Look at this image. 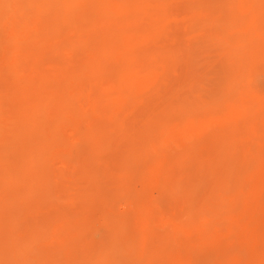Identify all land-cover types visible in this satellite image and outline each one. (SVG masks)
Wrapping results in <instances>:
<instances>
[{"label": "rangeland", "instance_id": "1", "mask_svg": "<svg viewBox=\"0 0 264 264\" xmlns=\"http://www.w3.org/2000/svg\"><path fill=\"white\" fill-rule=\"evenodd\" d=\"M34 1L39 2L0 0V264H29L31 258L30 264L38 258L44 264H83L84 258L87 264H123L121 251L126 252L121 258L125 260H129L128 252H134V259L124 264H200L201 259L204 264L211 262L210 256L215 264H264V101L253 86L244 85L247 77H258L264 89V62L260 64L264 60V10L253 24L246 0H141V4L120 0L116 14L127 20L120 21L127 29L120 51L131 61L130 74L136 84L114 85L112 78H119L110 71L112 57L101 59L107 64L95 81L92 71L85 70L94 56L93 47L101 51L107 44L109 18L95 13V18L99 16L95 21L79 19L71 25L59 18L50 0L51 7H43V0L38 5ZM77 15L69 13L68 17ZM250 24L252 30L247 28ZM135 29L141 30V36ZM138 43L141 56L136 55ZM237 43L243 46L235 49ZM81 69L84 72L78 74ZM137 74L141 75L134 78ZM124 89L133 93L119 104ZM57 97L67 101L72 97L77 107L59 118L53 134L48 132L54 126L49 119ZM36 105L41 109H35ZM17 109L30 119L49 118L31 132L26 120L12 121ZM212 127L224 140H216ZM46 136L60 145L51 143L50 148L37 150ZM220 141H228L224 143L227 149L222 150ZM31 143L47 153L39 152L44 165L36 162L40 160L36 151V159L29 155ZM27 161L36 162L42 174L38 178L36 173L38 183L25 174L31 171ZM123 173L124 178H119ZM220 184L223 191L216 189ZM47 218L53 219L54 228L48 225L53 237L36 238L33 245L37 248L28 247L31 253L40 252L34 262L35 253L29 259L25 245L33 233L28 235L27 230L32 225L37 229L39 221L49 223ZM149 221L156 231L158 225L159 229L165 226L163 235L169 242L165 255L157 250L163 237L159 231L154 235ZM115 222L123 231L112 237L118 231L110 230ZM102 230L107 249L101 246ZM105 231L111 233L105 235ZM166 231L173 234L172 240H167ZM98 240L100 247L93 244ZM115 241L121 243L119 247ZM91 244L104 248L100 252L95 247L92 253L104 252L106 258L101 255L96 260L91 253L86 260L90 254L85 247Z\"/></svg>", "mask_w": 264, "mask_h": 264}, {"label": "bare ground", "instance_id": "2", "mask_svg": "<svg viewBox=\"0 0 264 264\" xmlns=\"http://www.w3.org/2000/svg\"><path fill=\"white\" fill-rule=\"evenodd\" d=\"M44 1V5H42L43 7L45 6V5H49L50 6V3H48L47 2V0H43ZM55 1V2H54ZM122 1H124V0H122ZM121 1V2H122ZM127 1V0H126ZM134 1V3H135V1H136V3L137 4H141V0H133ZM246 1H249L250 2V4H249V6L247 7V10H246V12L247 13H251L252 14V16H253V19L251 20L252 21V23L253 24H255L256 23V18H257V16L259 15V13L260 12H263V10H264V2L263 1H260V0H246ZM35 3L37 2V1H34ZM39 2H40V0H39ZM38 2V3H39ZM50 2H52V4H51V6H55V7H57L58 8V10H59V13H58V15H59V18L61 19L62 17H63V19L65 20V22L66 23H68V24H71V25H73V24H77L78 22H79V19H80V22H89V21H95L97 18H99V16L101 15H106L108 18H109V20L111 21L110 23H109V25L107 26V30H106V32H105V37L107 38V44L103 47V49L100 51L99 50V47H93V51H94V56L93 57H91V59H92V61L90 62V63H88L86 66H85V70H90V71H92L90 74L91 75H93V80L95 81V76H98L102 71H103V67H104V65H106L107 63H103L102 61H101V59L103 58V57H112L113 59H114V61H113V67L111 68V72L113 73V76H114V74H116V78H119V79H115V77H113L112 78V80L114 79V80H116V81H112V83L114 84V85H118L120 82L122 83V84H120V85H123L124 83V85H126V84H128L129 82H131L132 81V78L133 77H131V70H132V66H131V61H129L128 59H126L125 58V55H124V52H122V51H120V45H121V41H122V38H124L123 36H124V32H125V30H127V29H125V27L123 28V27H121V23H127V20L125 21L124 19H122V20H120V18H118L119 16L116 14V8H117V6L120 4V0H50ZM54 2V3H53ZM38 3H36L37 5H38ZM125 3V2H124ZM42 4H43V2H42ZM50 6V7H51ZM46 9V8H45ZM138 11H140L138 14H141V7L139 6L138 7ZM78 14L77 16H73V17H68V14ZM95 13H99V16L97 17V18H95L94 17V15L93 14H95ZM129 14V13H128ZM123 16V15H122ZM128 16V15H127ZM127 16L125 17V16H123V18H127ZM120 21H121V23H120ZM123 21V22H122ZM68 26H70V25H68ZM103 26H105V24L103 25ZM102 26V27H103ZM82 28V25H81V27H80V29ZM247 28H248V30H252L253 29V26H252V24H250L249 26H247ZM125 29V30H124ZM133 29H131L130 28V32L132 31ZM128 32H129V28H128ZM134 33L135 34H137V35H139V36H141V30H134ZM126 34V33H125ZM238 41H244V40H246V39H244V38H238L237 39ZM60 43H62V42H60ZM59 43V44H60ZM62 44H64V43H62ZM243 46V44L242 43H237L236 44V46H235V49H239V48H241ZM136 47L137 48H135L136 49V55H139V56H141V43H138L137 45H136ZM135 49L133 50V51H130V52H135ZM138 51H139V53H138ZM127 52H129V51H127ZM128 53V54H131V53ZM138 56V57H139ZM131 58V57H130ZM141 58V57H140ZM132 59V62L134 63V62H136V58H134V60H133V58H131ZM262 62H264V60H262L261 62H260V64L262 63ZM121 64H124L122 67H121ZM134 65H136V63L134 64ZM262 65V64H261ZM263 67V66H262ZM137 68V67H136ZM138 69V68H137ZM139 71H140V69H139ZM84 72V70L83 69H81L79 72H78V74H81V73H83ZM139 73V72H138ZM141 74H137L134 78H138L139 76H140ZM118 76V77H117ZM261 79V78H260ZM119 80V81H118ZM138 81V80H137ZM116 82H119L118 84L116 83ZM133 83H134V85L136 84V81L134 82V81H132ZM245 82V84L244 85H250V86H253L254 87V89H255V93H257V97L258 98H260V99H263V100H261V101H264V89H260V84H259V81H258V77L256 78V79H254V80H252V79H249L248 77H247V80L246 81H244ZM249 82V83H248ZM132 83V84H133ZM19 85V87H20V85L21 84H18ZM29 86V85H28ZM129 86V85H128ZM22 87V86H21ZM25 87H27V86H25ZM136 87V86H135ZM132 88H133V90H134V87H132L131 86V90H132ZM20 89H22V88H19V90ZM126 89H124L123 91H122V96H123V98L118 102L119 104H121V103H124V101H126V100H128L130 97H131V95H132V91H128V90H126ZM22 91V90H21ZM128 92V93H127ZM111 99L113 100V102H116L117 101V97H111ZM75 100L72 98V97H70L69 99H68V101L67 100H63V97H57V98H55L54 99V102L57 104V106L55 107V109H54V111L52 112V115L50 116V121H53L54 122V126H53V128H51V129H49L48 130V132H52L53 134H54V132H55V127L57 126V123H58V120H59V118H62L66 113H67V111H68V113H70V109L72 108H74V107H77V105L75 106V104H77V103H75L74 102ZM74 106V107H73ZM34 108V107H33ZM35 109H37V110H40L41 108H40V105L39 106H37L36 105V107H35ZM71 109V110H72ZM43 111V110H42ZM41 111V112H42ZM97 112V111H96ZM14 113H12L11 114V116L13 115ZM72 114V113H71ZM26 114H25V112L24 111H22V110H19L18 111V109L16 110V113L14 114V116H12L11 117V119H12V121L13 122H16V120L18 119V118H21V119H23V120H26L28 123H29V125H30V127H31V132L33 131V127L34 126H43V125H45V123L48 121V119L47 118H49V117H47V116H45V115H41V116H38L37 118H34V119H30V118H27L26 116H25ZM233 117H235L236 116V113H234L233 115H232ZM233 117H231V118H233ZM241 117V116H240ZM239 116H238V118H240ZM99 124V123H98ZM102 126H105V125H102ZM101 126V127H102ZM92 127H94V126H92ZM98 127H99V125H98ZM96 128V127H95ZM97 130H98V133L99 134H101L100 133V128H96L95 129V131L97 132ZM100 130V131H99ZM208 130V129H207ZM207 130H204L203 132L205 133H210V132H207ZM212 130H214V128L212 127V129L210 130V131H212ZM89 131H90V129H89ZM93 131H94V129H93ZM92 131V134H93V136L96 134V133H94ZM216 131V132H215ZM103 132V131H102ZM108 132V131H107ZM213 132H215L214 133V136H215V138H216V140L217 139H219V140H224V139H222L221 137H222V133L221 132H219V130H217V129H215L214 131H212V133L211 134H213ZM218 132V133H217ZM104 133V132H103ZM219 133H221L220 135H218ZM87 134H89V133H87ZM92 134H89V135H92ZM210 134V135H211ZM216 135H218L219 136V138H218V136H216ZM96 136V135H95ZM94 136V137H95ZM99 135L97 134V137H98ZM102 136H104V134H102ZM101 136V137H102ZM49 136H46V138H45V140L47 141H43V142H41L39 145H38V147H36V149L37 150H39V148H41V147H45V148H50V144L52 143V145H55V143H57V144H59V142H57V141H55L54 139V141L52 142H49L48 140H50L51 138H53V137H51L50 139L48 138ZM105 137V136H104ZM205 137V136H204ZM211 139H213V136L211 135ZM224 137V136H223ZM100 138V137H99ZM203 139V138H202ZM95 140V139H94ZM100 139H98V141H99ZM104 140H105V138H104ZM103 140V138L101 139V141L100 142H103L104 141ZM215 140V139H214ZM215 140V141H216ZM185 141V140H184ZM187 141V140H186ZM191 142H194V141H192V140H190ZM190 141H188V142H190ZM96 142V141H95ZM99 142V143H100ZM226 142H228V141H225L224 143L226 144ZM45 143H46V145H45ZM60 143H62V142H60ZM185 143H187V142H185ZM220 143H221V141H220ZM223 142L221 143V144H223L222 145V147L224 146V148H222V150H225V149H227V146H225V144H224ZM231 143V142H230ZM42 144H44L43 146H42ZM219 144V143H218ZM49 145V146H48ZM60 145V144H59ZM101 145V144H100ZM228 145V144H227ZM33 144L31 143V150H33V151H29L30 153H29V155H31V156H34L35 155V152L34 151H36V153H37V157L36 158H38V156H39V158L38 159H40V160H37L36 158H35V156H34V159H36V162H40L42 165H44L45 163H43V160L42 159H44V157L43 156H41V154L40 153H42V154H47L46 152H40V151H37L36 149H34L33 147ZM41 146V147H40ZM46 146H48V147H46ZM154 146V145H153ZM156 146V145H155ZM229 146V145H228ZM55 147V146H54ZM218 147H219V145H218ZM226 147V148H225ZM231 147V146H230ZM41 149H43V148H41ZM40 149V150H41ZM156 149H157V147H156ZM97 150V149H96ZM100 150V149H99ZM134 150H136V149H134ZM229 150H230V148H229ZM98 151V150H97ZM231 151H232V148H231ZM32 152H33V154H32ZM40 152V153H39ZM132 152V151H131ZM221 152H223V151H221ZM235 152V151H234ZM40 155H39V154ZM230 153V152H229ZM236 154V153H235ZM233 155V154H232ZM31 156H29V158L31 159ZM40 156L41 157H43L42 159L40 158ZM67 156V155H66ZM33 158V157H32ZM66 158V157H65ZM231 159H232V157H230ZM67 159V158H66ZM71 159V158H70ZM69 159V160H70ZM204 159H205V157H204ZM230 159V160H231ZM47 160V159H46ZM46 160H44V162H46ZM202 161H201V163H204V160L203 159H201ZM32 161V160H31ZM42 161V162H41ZM30 165L32 164V162H30V161H27ZM36 162L34 161V163L36 164ZM38 162V165H40V163ZM232 162H234V160L232 161ZM231 162V163H232ZM236 162V161H235ZM28 163H27V166L28 167H30V170L31 171H29V170H26V172H25V174L27 173V175L28 174H30L32 177H30V178H32V179H36L37 177L38 178H41L40 177V175H42L41 173L39 174L38 173V171L39 170H37L36 169V167L34 166V163H33V165H31V166H29L28 165ZM69 163V162H68ZM119 164V163H118ZM132 164V163H131ZM164 164H166V163H164ZM125 165H128V163L127 164H125ZM37 166V165H36ZM172 165H170V167H171ZM181 166V165H180ZM179 166V167H180ZM34 167L35 169H36V171H35V169H33L34 170V172H33V170H32V168ZM40 167V166H39ZM118 167H119V165H118ZM121 167L122 168H124V164L122 165L121 164ZM163 167V166H162ZM165 167V166H164ZM168 166H166V168H167ZM41 169V168H40ZM162 170H165V169H162ZM29 173H28V172ZM41 172H43V173H45L44 172V170L42 171V169L40 170ZM122 171H124L123 169H122ZM125 171H127V170H125ZM166 171H168V170H166ZM165 171V172H166ZM174 171V170H173ZM162 172V171H161ZM35 173V176H33V174ZM39 174L38 176H37V174ZM125 173V172H124ZM124 173L122 174V176H120L119 178H124L123 176H124ZM171 173H172V171H171ZM174 173H175V171H174ZM126 174V173H125ZM129 174V173H128ZM167 174H168V172H167ZM47 175V174H46ZM132 175V174H131ZM37 176V177H36ZM44 176V175H43ZM42 176V177H43ZM54 176V175H53ZM126 176V175H125ZM133 176V175H132ZM132 176H130V177H132ZM166 176V175H165ZM25 177H26V175H25ZM29 177V176H28ZM50 177H52V176H50ZM129 177V178H130ZM167 177V176H166ZM179 176H177V178H178ZM38 178H37V183L39 182L38 181ZM46 178V177H45ZM57 178V177H56ZM129 178H127L128 180H129ZM167 178H169V177H167ZM25 179H27V178H25ZM34 179V180H35ZM49 179V178H48ZM55 179V178H54ZM28 180H30V179H27V181ZM43 180V179H42ZM121 180V179H120ZM119 180V181H120ZM124 180V179H123ZM48 181V180H47ZM52 181V180H51ZM125 181H127V180H125ZM55 182V180H53V183ZM122 182V181H121ZM30 182L28 181V183L27 184H29ZM40 183H42V182H40ZM45 183V182H44ZM56 183V182H55ZM59 183V182H58ZM168 183V182H167ZM225 183H226V181H225ZM26 184V183H25ZM32 184V183H31ZM46 184V183H45ZM51 184V183H50ZM49 184V185H50ZM224 186H226V184H224V182L222 183ZM39 185H41L42 186V184H39ZM38 185V186H39ZM46 185H48V184H46ZM45 185V186H46ZM180 185H182V184H180ZM223 185L221 186V184L219 185V186H221V187H219V186H216V189H218V190H220V191H223V190H221V188L223 187ZM32 186H35V185H33L32 184ZM37 186V187H38ZM45 186H43V188L45 187ZM182 186H184V185H182ZM114 187H116V186H114ZM119 187V186H118ZM160 188L159 187V185H157L156 186V188ZM39 188V187H38ZM47 188V187H46ZM169 188V187H168ZM225 188V187H224ZM29 189V188H28ZM35 189L36 190H34V187L32 188V191L34 190V191H38V189L36 188V186H35ZM40 189V188H39ZM45 189V188H44ZM116 189H118V190H120L119 188H117L116 187ZM172 189V188H171ZM171 189H168V190H171ZM30 190H31V187H30ZM43 190V189H42ZM128 190H131L130 189V187H129V189ZM156 190H158L159 191V189H156ZM218 190H216L217 192L216 193H218ZM226 190V189H225ZM29 191V190H28ZM27 191V192H28ZM33 191V192H34ZM155 191V190H154ZM30 192V191H29ZM33 192H31V193H33ZM39 192V191H38ZM40 192H42V191H40ZM168 192V191H167ZM167 192H166V194H167ZM173 191H171L170 193H172ZM30 193V194H31ZM165 193V192H164ZM175 193H176V191H175ZM29 193H27V195H28ZM29 194V195H30ZM158 194H160V193H158ZM236 195V194H235ZM32 196V195H31ZM163 197L165 196L166 197V195L164 194V195H162ZM216 196V195H215ZM226 196H228L227 194H226ZM240 196V195H239ZM46 197H48V196H46ZM161 198V194H160V196H159V199ZM224 199L226 198L225 196L223 197ZM230 197H228V199H229ZM43 199H45V198H43ZM49 199H51V198H49ZM49 199H47L48 201H49ZM227 199V198H226ZM225 199V200H226ZM237 199H239V198H237ZM42 201H45V200H42ZM153 201V200H152ZM155 201H156V198H155ZM51 202H52V200H51ZM220 202L222 203L223 201L222 200H220ZM50 203V202H49ZM150 203V202H149ZM148 203V204H149ZM228 203V202H227ZM150 204H152V203H150ZM159 204V203H158ZM226 204V203H225ZM221 205H224V203L223 204H221ZM152 206V205H151ZM155 206H157V203H156V205H154V207ZM226 207H227V204L225 205ZM224 206V208H226ZM156 209V208H155ZM154 209V210H155ZM228 210H229V208H227ZM153 212V211H152ZM156 212V211H155ZM229 212H231V208H230V211ZM143 213V212H142ZM228 213V212H227ZM153 214V213H152ZM151 214V215H152ZM143 215V214H142ZM109 216V215H108ZM207 216H209V215H207ZM205 217V216H204ZM209 217H211V218H213V217H220V218H223L222 216H216V215H210ZM58 219V218H57ZM109 219V218H108ZM206 219V218H205ZM47 220H49V218H47ZM51 220V219H50ZM50 220H49V223H48V221H47V223L46 222H44V224H42L40 221L38 222V223H40V225L37 223V224H35V225H38V227H37V229H32V226L31 227H29V228H31L30 230L31 231H29V230H27V234L29 235V234H35V235H30V236H32L31 238H30V236L27 238V239H29L28 241H26V249H27V251H29L28 250V247H30L31 245H32V247L34 246L33 245V243H34V241H35V239L36 238H39L40 237V239H48V238H50V236H51V234H49L50 233V228L48 227V225H51V223H52V220H51V222H50ZM112 220V221H111ZM113 220L114 219H112V217L110 216V224H111V222L113 223ZM150 220V219H149ZM199 221V220H198ZM198 221H196V222H198ZM202 221V220H201ZM54 223H55V221H53ZM53 223V224H54ZM182 223V222H181ZM33 224H34V222H33ZM115 224L116 225H114L113 224V228H111L110 230H113V231H116V230H118L117 231V233L116 232H114V233H116L115 234V236H112V237H116V235H118L121 231H123V230H121L120 231V227L121 226H117V222H115ZM148 226L150 227V225L151 226H153L152 224V222L150 223V221L148 222ZM35 225H34V227H35ZM119 225V224H118ZM30 226V225H29ZM44 226H46V227H44ZM52 226L53 225H51L50 227H51V229H52ZM110 226V225H109ZM112 226V225H111ZM157 226V225H156ZM186 226V225H185ZM35 227V228H36ZM48 227V228H47ZM114 227H117V228H114ZM158 227V230L156 231L155 229H154V226H153V231L155 230L156 231V233H155V231H154V235H156L157 233H158V231H159V233H158V236H160L161 235V237H163L162 239L159 237V239H161V240H163L164 239V233H165V231H164V229H165V226L163 227V228H161V229H159L160 227H159V225L157 226ZM53 228H54V226H53ZM122 228H123V226H122ZM174 228V227H173ZM47 229V230H46ZM146 229L147 230H145V231H147L146 233H149V234H146L147 236H149L150 238H151V236H153L152 235V233H151V231L149 230L148 231V228L146 227ZM171 229V228H170ZM32 230H34V231H32ZM37 230V231H36ZM43 230H45V231H43ZM103 230H105V229H103ZM102 230V233L100 232V234L101 235H103V231ZM205 230V229H204ZM28 231L29 232H31V233H28ZM48 233H47V232ZM52 231V230H51ZM106 231H108V230H106ZM106 231H105V235H107V234H109V233H111L110 231L106 234ZM113 231H112V234H113ZM161 231H163L162 233H161ZM36 232V233H35ZM178 232V231H177ZM45 233H47V234H45ZM151 233V234H150ZM176 233V232H175ZM49 234V236H45V235H48ZM111 234V235H112ZM160 234V235H159ZM168 233H167V231H166V234L165 235H167ZM177 234V233H176ZM27 235V236H28ZM37 235H39V236H37ZM40 235H43V236H40ZM57 235V234H56ZM110 235V236H111ZM114 235V234H113ZM141 236H143L142 235V233L140 234ZM206 235V234H205ZM204 235V236H205ZM104 236V235H103ZM103 236H99V238L101 239V241H97V242H95V243H93V244H95L96 246L97 245H99V247H100V244H101V246L102 247H104V248H106L107 249V246H106V244L108 243V242H106L104 239H106L107 240V238L105 237V238H103V240H102V237ZM110 236H107V237H110ZM140 236V237H141ZM147 236H146V239L145 240H147L148 238H147ZM172 236H173V234H168V236L166 237L167 238V240H169V238L172 240ZM42 237V238H41ZM45 237V238H44ZM51 237H53V236H51ZM118 237V236H117ZM230 237V235H228V238ZM174 238V237H173ZM232 238V237H231ZM40 239H38V241L40 240ZM111 239V238H110ZM109 238H108V241L110 240ZM118 240V242L120 241L121 242V240L119 239V238H117ZM142 239H143V237H142ZM205 239V238H204ZM203 239V240H204ZM210 238L208 237V240H209ZM37 240V239H36ZM45 240V241H46ZM84 240H85V238H84ZM83 240V241H84ZM112 240H114V239H112ZM112 240H110V241H112ZM116 240V239H115ZM160 240V242H162L161 243V250H159V249H157L158 250V252L159 251H161V252H165V251H167V250H165V249H167L168 248V244H169V242H168V244H167V242H165V239H164V242L163 241H161ZM207 240V241H208ZM42 241H44V240H42ZM104 241V242H103ZM117 241H115L116 242V244L118 243ZM201 241V240H200ZM210 241V240H209ZM37 242V241H36ZM40 242H41V240H40ZM40 242H37V243H40ZM101 242V243H100ZM134 242H135V240H134ZM137 242V241H136ZM135 242V243H136ZM250 242V241H249ZM100 243V244H99ZM106 243V244H105ZM114 243V242H113ZM122 243V242H121ZM120 243V244H121ZM125 243H129V242H127V241H125ZM125 243H123V244H125ZM130 243L132 244V245H135V244H133L132 243V241H130ZM171 243H172V241H171ZM170 243V244H171ZM85 244V243H84ZM83 244V248H84V245ZM93 244H91V245H87V247H85L87 250V252H89V253H87L86 251H84L85 249H83V254H85V252H86V254L87 255H89L90 254V256H88V259L86 258V260H88L89 261V257H91V253H92V251L93 252H96L97 251V249H99V247H96L95 245H93ZM109 244H110V242H109ZM120 244L118 243V245H116V246H120ZM162 244H164V245H162ZM166 244V245H165ZM37 245V244H36ZM104 245V246H103ZM126 245H128V244H126ZM38 246V245H37ZM37 246H34V247H36L37 248ZM94 246V247H93ZM116 246H115V248H116ZM123 246V245H122ZM131 245H129L128 246V248L130 247ZM136 246V245H135ZM135 246H133V247H135ZM163 246L165 247L164 248V250L162 249L163 248ZM199 246H201V245H199ZM33 247V248H34ZM92 247H93V249H92ZM95 247H96V251L94 250L95 249ZM102 247H101V249H102ZM132 247V246H131ZM33 248H29L30 250H32ZM58 248V247H57ZM62 248V247H61ZM61 248H59V249H61ZM66 248V247H65ZM103 248V249H104ZM109 248V247H108ZM121 248V247H120ZM124 248V247H123ZM125 248H127L126 246H125ZM124 248V249H125ZM156 248V247H155ZM157 248H158V245H157ZM200 248V247H199ZM241 248V247H240ZM244 248V247H243ZM63 250H64V247L62 248ZM82 249V248H81ZM89 249L91 250V251H89ZM101 249H99L100 250V252H101ZM103 249H102V251H103ZM110 249V248H109ZM134 249V248H133ZM35 250V249H34ZM38 250V249H37ZM53 250V249H52ZM62 250V251H63ZM98 250V251H99ZM112 250H114L113 249V247H112ZM163 250V251H162ZM82 251V250H81ZM109 251V250H108ZM119 251V250H118ZM30 253H31V251H29ZM28 252V253H29ZM48 252V251H47ZM50 252V251H49ZM48 252V253H49ZM80 252V251H79ZM100 252H98L99 254H101V255H103V253H100ZM110 252V251H109ZM113 252V251H112ZM115 252V251H114ZM122 253H123V255L126 253H124L123 251H121ZM121 252H119V255L121 254ZM128 252V251H127ZM157 252V251H156ZM157 252V253H158ZM242 252V251H241ZM33 253H35L33 256H32V254ZM38 253H40L39 252V250H38ZM37 251L36 252H32L31 254H28V257L31 255V257H33V259L35 258V260H34V262L36 261V257L35 256H38L37 254ZM69 253V252H68ZM78 253V252H77ZM82 253V252H81ZM81 253H79L80 255H81ZM116 253V252H115ZM132 253H134V252H132ZM131 253V251H130V253L128 252L127 254H130V257L133 255ZM157 253H156V255H157ZM162 253V254H163ZM43 254V253H42ZM74 254V252H72V255ZM78 254V255H79ZM83 254H82V256H83ZM111 254V253H110ZM113 254V253H112ZM126 254V255H127ZM132 254V255H131ZM52 255V254H51ZM57 255V254H56ZM56 255H54L53 254V256H56ZM87 255H86V257H87ZM93 255L95 256L96 255V253H92V258H93ZM101 255H96L97 256V258H95L96 260L97 259H99V256H101ZM105 255H106V253H105ZM105 255H103V257L102 258H106L105 257ZM108 255H109V253H108ZM118 255V257H120ZM123 255H121V257H120V261L124 264L125 262H127V261H129L130 259L132 260V259H134V258H130L129 257V255H128V259L129 260H125L126 259V257L124 258V259H121L122 258V256ZM163 255H165V253L163 254ZM207 256L209 255H212V254H206ZM74 256V255H73ZM72 256V257H73ZM75 256H76V254H75ZM85 256V255H84ZM107 256V255H106ZM160 256V255H159ZM200 256H202V255H200ZM58 257V256H57ZM117 257V259H119ZM157 257H158V255H157ZM193 257V256H192ZM205 257V256H204ZM211 258H212V260H211V262L208 260L207 261V263H204V264H208L209 262H210V264H212L214 261H213V259H214V257L213 256H210ZM243 257V256H242ZM78 258H80V260H81V258H82V260H83V257H78ZM92 258H90V259H92ZM101 258V257H100ZM165 258V257H164ZM199 258V257H198ZM29 259H30V257H29ZM32 259V258H31ZM30 259V262H29V264L30 263H32V261L33 260H31ZM40 258H38L37 259V263H35V264H39V262H40V264H42L43 262L40 260L39 262H38V260H39ZM94 259V258H93ZM112 259H114V258H112ZM163 259V258H162ZM201 259V258H200ZM200 259H198V261L200 260ZM205 260L207 259V258H204ZM79 259L77 260V259H75V261L74 262H78V261H80ZM100 260V259H99ZM98 260V261H99ZM110 257H109V262H110ZM115 260H116V258H115ZM115 260H112L111 262L113 263ZM124 262H123V261ZM197 260V259H196ZM54 261H56L55 259H54ZM53 261V262H54ZM59 261V260H58ZM60 261H61V259H60ZM58 262V263H61V262ZM95 261V260H94ZM120 261H118V262H120ZM162 261V260H161ZM197 261V262H198ZM203 260L201 259L200 260V264H203V262H206V261H203ZM213 261V262H212ZM33 262V263H34ZM52 262V261H51ZM57 262V261H56ZM65 262V261H64ZM76 262V263H77ZM85 262V258H84V260H83V264H87L86 262ZM91 262V264H93L92 263V261H90ZM105 262V261H104ZM108 262V263H109ZM63 263V262H62ZM61 263V264H62ZM79 263V262H78ZM100 263H102V262H100ZM116 263V261L114 262V264ZM191 263H192V261H191ZM240 263V262H239ZM44 264V263H43ZM53 264V263H52ZM71 264H74V263H71ZM80 264V263H79ZM81 264H82V262H81ZM88 264H90L89 262H88ZM96 264H98V262L96 263ZM103 264V263H102ZM110 264V263H109ZM213 264H215V263H213Z\"/></svg>", "mask_w": 264, "mask_h": 264}]
</instances>
